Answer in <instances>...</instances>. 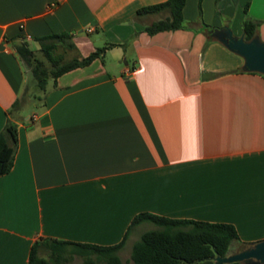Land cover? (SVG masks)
Listing matches in <instances>:
<instances>
[{
	"label": "crops",
	"instance_id": "0c3cea01",
	"mask_svg": "<svg viewBox=\"0 0 264 264\" xmlns=\"http://www.w3.org/2000/svg\"><path fill=\"white\" fill-rule=\"evenodd\" d=\"M167 1L0 0V133L11 120L18 134L0 176V264H29L46 239L119 244L141 213L231 224L247 246L264 240V77L204 27L240 37L253 19L264 41V0H203L201 10L186 0L192 26L150 36L153 15L137 13ZM62 33L81 57L114 47L50 80L34 99L41 111L22 116L35 101L14 108L29 83L16 47Z\"/></svg>",
	"mask_w": 264,
	"mask_h": 264
},
{
	"label": "trees",
	"instance_id": "16d2710c",
	"mask_svg": "<svg viewBox=\"0 0 264 264\" xmlns=\"http://www.w3.org/2000/svg\"><path fill=\"white\" fill-rule=\"evenodd\" d=\"M202 1L199 0L200 10ZM185 5L186 0H168L166 3L144 7L138 11L137 15L141 17L167 13L168 16L165 19L147 26L145 32L150 36L174 32L186 28L183 15ZM242 26L245 40L250 41L258 36L261 22L247 19ZM204 27L211 38L210 31L213 28L208 25ZM36 42L44 59L37 57L36 51L28 42H22L16 47V51L33 76V84L30 87L39 92L46 89L50 80L56 82L66 73L87 67L97 59H103L106 52L114 47V45H108L98 48L87 57H81L70 34H53L36 39ZM61 49L64 53L67 49H71L76 52V55L67 59L64 53L59 52ZM30 89H27L24 98L18 101L14 108L20 109L30 98L39 99L38 96L32 95ZM17 144V126L8 120L0 133V176L12 170ZM146 222L155 225L156 229L144 233L140 241L134 245L131 255L134 264H216L213 261L216 255L226 257L232 254V244L241 242L238 231L231 224L172 219L141 213L133 219L124 239L119 244L98 246L46 239L33 245L29 264H67L76 257L83 259L81 263L76 264H123L119 256L120 251L126 245L131 231ZM42 251H45L48 256L43 257Z\"/></svg>",
	"mask_w": 264,
	"mask_h": 264
},
{
	"label": "water",
	"instance_id": "95a60500",
	"mask_svg": "<svg viewBox=\"0 0 264 264\" xmlns=\"http://www.w3.org/2000/svg\"><path fill=\"white\" fill-rule=\"evenodd\" d=\"M210 32L213 39L243 59L242 69L244 72L258 73L264 76V41L259 36L246 41L244 34L238 37L227 26L212 29ZM213 261L216 264H264V240L251 243L241 251L226 257L216 255Z\"/></svg>",
	"mask_w": 264,
	"mask_h": 264
},
{
	"label": "rangeland",
	"instance_id": "374dc122",
	"mask_svg": "<svg viewBox=\"0 0 264 264\" xmlns=\"http://www.w3.org/2000/svg\"><path fill=\"white\" fill-rule=\"evenodd\" d=\"M168 16V14L167 13H162V14H160L159 16L158 15H153V16H151V17H153L154 18V21H156V22H158L159 20H162V19H165L166 17ZM202 18V17H201ZM201 18L199 19L200 20V22H201ZM192 26V23L191 24H189V22H185V26ZM204 25H206L205 23H204ZM30 47L33 49V50H35L36 51V53H37V57L39 58V59H44V57H43V55L39 52V44L36 42V41H31L30 42ZM60 53H64V50L63 49H61L60 51H59ZM131 50H129V52H128V54H127V58H128V60L131 58ZM64 55H65V57L67 58V59H70L71 57H73V56H75L76 55V52L75 51H72L71 49H67L66 51H65V53H64ZM109 60H110V58H111V54L107 57ZM24 69L26 70V76H27V79H28V88H31L30 90H31V92H32V95L33 96H38V95H40V92L39 91H36L33 87H30V86H32V81H33V76H32V74L30 73V71L28 70V68L24 65ZM29 90V91H30ZM35 101V100H34ZM38 101V100H37ZM35 111H37V112H39V111H41V106H40V104L38 103V102H30V103H27L26 105H25V107H24V110L21 112V114H22V116H30L33 112H35ZM141 229H143V230H154V229H156V226L155 225H153L152 223H146V224H144L142 227H141ZM250 245V244H249ZM244 246H247V244H244V243H242V241L241 242H234L233 244H232V246H231V251H232V254L233 253H237V252H239V251H241L243 248H245ZM128 249H130V247L128 248ZM42 256H44V257H47V253H42ZM124 257H123V262H124V264H133V262L131 261V262H129V263H127L126 262V252H125V255H123ZM83 261V259L81 258V257H76L73 261H71V262H69V263H67V264H76V263H81Z\"/></svg>",
	"mask_w": 264,
	"mask_h": 264
},
{
	"label": "built area",
	"instance_id": "2783aa9c",
	"mask_svg": "<svg viewBox=\"0 0 264 264\" xmlns=\"http://www.w3.org/2000/svg\"><path fill=\"white\" fill-rule=\"evenodd\" d=\"M93 31H94L93 28L87 29V33H92ZM26 39L31 40V36L28 35V36L26 37Z\"/></svg>",
	"mask_w": 264,
	"mask_h": 264
}]
</instances>
